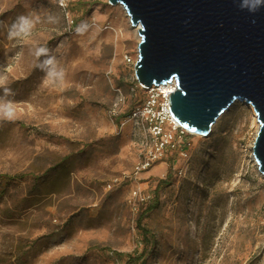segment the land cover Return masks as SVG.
<instances>
[{"label": "rangeland", "instance_id": "1", "mask_svg": "<svg viewBox=\"0 0 264 264\" xmlns=\"http://www.w3.org/2000/svg\"><path fill=\"white\" fill-rule=\"evenodd\" d=\"M21 18L30 30L10 35ZM138 40L108 0H0V103L16 111L0 120V174L14 178L0 183V264H123L144 246L145 264H264L248 104L233 102L206 135L172 130L158 144L143 115L151 91L133 71ZM61 67L64 84L48 83ZM154 198L145 245L136 219Z\"/></svg>", "mask_w": 264, "mask_h": 264}, {"label": "water", "instance_id": "2", "mask_svg": "<svg viewBox=\"0 0 264 264\" xmlns=\"http://www.w3.org/2000/svg\"><path fill=\"white\" fill-rule=\"evenodd\" d=\"M138 27L137 83L174 82L168 103L186 130L208 134L235 101L251 104V155L264 176V0H108Z\"/></svg>", "mask_w": 264, "mask_h": 264}, {"label": "built area", "instance_id": "3", "mask_svg": "<svg viewBox=\"0 0 264 264\" xmlns=\"http://www.w3.org/2000/svg\"><path fill=\"white\" fill-rule=\"evenodd\" d=\"M127 61L130 62V58H127ZM170 83H174V82L172 81ZM149 89L151 91V95L147 99L146 105L143 107L144 110H146L143 112V115L145 119L149 121L150 132L154 137H156V140L159 142L158 144L164 145V142L168 143L171 141V139H173L172 130H174L175 132H180L181 134L187 130L184 127L180 126L179 124H176L175 121L173 120L169 110V103H168L169 95L164 94L156 86H152ZM154 92H157V96L153 95ZM159 97L161 99V102L158 101ZM165 123H168L169 125L168 129L163 128V125ZM149 164H150L149 161H145L140 166H138L137 169L139 170L142 168H146L147 166H149Z\"/></svg>", "mask_w": 264, "mask_h": 264}, {"label": "trees", "instance_id": "4", "mask_svg": "<svg viewBox=\"0 0 264 264\" xmlns=\"http://www.w3.org/2000/svg\"><path fill=\"white\" fill-rule=\"evenodd\" d=\"M131 109L132 108L130 107L128 114L130 113ZM12 179H14L12 176L0 174V183L3 185L7 184ZM171 180H172L171 170L168 169L165 178L158 180L154 191L157 192L161 187L168 185L171 182ZM157 203H158L157 198H154L153 202L147 204L145 208L139 212L136 219V226L140 230L143 238L146 241L145 245L148 242L153 243V236L147 229L141 226V220L157 206ZM145 255H146V246H144V248H142V250L138 254L127 255L123 264H135V263L145 264L146 262Z\"/></svg>", "mask_w": 264, "mask_h": 264}, {"label": "clouds", "instance_id": "5", "mask_svg": "<svg viewBox=\"0 0 264 264\" xmlns=\"http://www.w3.org/2000/svg\"><path fill=\"white\" fill-rule=\"evenodd\" d=\"M63 2V0H62ZM23 22V27H20L17 31L11 32L10 35L16 36L27 30H30L31 22L28 21L26 18H21ZM80 29H78L79 31ZM48 51L47 48H40L39 53H46ZM47 65L54 64V58H48L44 61ZM46 76L48 77V83L50 84H59L63 85L66 77L65 70L61 67L58 70L50 69ZM5 78L0 77V86L4 85ZM16 118V111L14 106L11 103H0V120H14Z\"/></svg>", "mask_w": 264, "mask_h": 264}, {"label": "bare ground", "instance_id": "6", "mask_svg": "<svg viewBox=\"0 0 264 264\" xmlns=\"http://www.w3.org/2000/svg\"><path fill=\"white\" fill-rule=\"evenodd\" d=\"M119 6L124 10V8L119 4ZM125 11V10H124ZM125 14H126V12H125ZM126 16H127V18H128V15L126 14ZM128 20H129V18H128ZM131 29L133 30V32L137 35V37H138V34H137V29H138V27H132L131 26ZM156 87H158L164 94H168L169 95V93L170 92H172L173 90H174V88H175V84L174 83H165V84H161V85H158V86H156ZM248 107H249V109H250V112H251V115H252V117H253V120H254V123H255V125H256V127L258 126V124H257V122H256V114H255V112H254V109H253V107H252V105L251 104H248ZM173 118V117H172ZM173 120L175 121V123L176 124H179L174 118H173ZM180 125V124H179ZM181 126V125H180ZM188 131V130H187ZM190 132V131H189ZM192 133H194V132H192ZM250 146H252V144L250 145ZM253 161H254V159H253ZM254 164H255V161H254ZM256 165V164H255Z\"/></svg>", "mask_w": 264, "mask_h": 264}]
</instances>
